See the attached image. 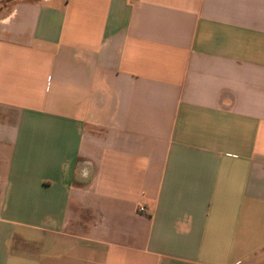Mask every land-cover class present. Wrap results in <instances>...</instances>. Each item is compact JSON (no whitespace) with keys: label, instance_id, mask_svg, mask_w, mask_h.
Here are the masks:
<instances>
[{"label":"crops","instance_id":"crops-1","mask_svg":"<svg viewBox=\"0 0 264 264\" xmlns=\"http://www.w3.org/2000/svg\"><path fill=\"white\" fill-rule=\"evenodd\" d=\"M1 1L0 264H264V0Z\"/></svg>","mask_w":264,"mask_h":264},{"label":"built area","instance_id":"built-area-1","mask_svg":"<svg viewBox=\"0 0 264 264\" xmlns=\"http://www.w3.org/2000/svg\"><path fill=\"white\" fill-rule=\"evenodd\" d=\"M138 210H139V211H143L144 208H143L142 206H140V207L138 208Z\"/></svg>","mask_w":264,"mask_h":264},{"label":"trees","instance_id":"trees-1","mask_svg":"<svg viewBox=\"0 0 264 264\" xmlns=\"http://www.w3.org/2000/svg\"><path fill=\"white\" fill-rule=\"evenodd\" d=\"M6 1H9V0H2L1 2H6Z\"/></svg>","mask_w":264,"mask_h":264}]
</instances>
